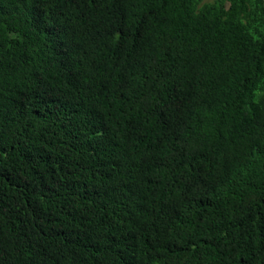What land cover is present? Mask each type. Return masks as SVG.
Returning a JSON list of instances; mask_svg holds the SVG:
<instances>
[{
    "label": "trees",
    "instance_id": "1",
    "mask_svg": "<svg viewBox=\"0 0 264 264\" xmlns=\"http://www.w3.org/2000/svg\"><path fill=\"white\" fill-rule=\"evenodd\" d=\"M0 264H264V0H0Z\"/></svg>",
    "mask_w": 264,
    "mask_h": 264
},
{
    "label": "rangeland",
    "instance_id": "2",
    "mask_svg": "<svg viewBox=\"0 0 264 264\" xmlns=\"http://www.w3.org/2000/svg\"><path fill=\"white\" fill-rule=\"evenodd\" d=\"M215 0H209V2H214Z\"/></svg>",
    "mask_w": 264,
    "mask_h": 264
}]
</instances>
